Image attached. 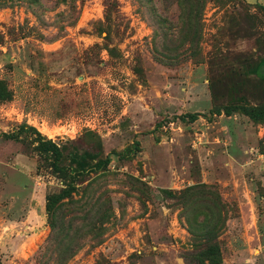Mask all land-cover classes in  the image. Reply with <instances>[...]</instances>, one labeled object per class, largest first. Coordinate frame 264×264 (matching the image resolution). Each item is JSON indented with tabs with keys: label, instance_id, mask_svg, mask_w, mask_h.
I'll use <instances>...</instances> for the list:
<instances>
[{
	"label": "rangeland",
	"instance_id": "obj_1",
	"mask_svg": "<svg viewBox=\"0 0 264 264\" xmlns=\"http://www.w3.org/2000/svg\"><path fill=\"white\" fill-rule=\"evenodd\" d=\"M263 62L264 0H0V264H264Z\"/></svg>",
	"mask_w": 264,
	"mask_h": 264
},
{
	"label": "trees",
	"instance_id": "obj_2",
	"mask_svg": "<svg viewBox=\"0 0 264 264\" xmlns=\"http://www.w3.org/2000/svg\"><path fill=\"white\" fill-rule=\"evenodd\" d=\"M249 116L251 118L255 117V115L252 112L249 113ZM24 131H32L34 133L35 138L34 140H32V144L35 145V151L38 153V155L43 157L45 160L52 162L55 168L58 167L60 169L59 165L61 164L63 160L62 151L64 148L56 145L54 142H52L49 139L43 138L42 135L38 133L33 127L20 126L18 129V132L16 133L13 132L10 135L3 134V136L6 138H19V135L24 133ZM124 152H127V150ZM91 158L92 156L87 153H84L83 155H77L76 153H74L72 161L77 162L79 160L80 162H85V160L91 159ZM108 161H109L108 159L103 160V161H98L94 166L96 168L105 167L107 166Z\"/></svg>",
	"mask_w": 264,
	"mask_h": 264
}]
</instances>
